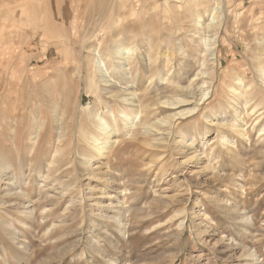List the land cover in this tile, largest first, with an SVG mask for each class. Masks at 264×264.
<instances>
[{"label": "rangeland", "instance_id": "374dc122", "mask_svg": "<svg viewBox=\"0 0 264 264\" xmlns=\"http://www.w3.org/2000/svg\"><path fill=\"white\" fill-rule=\"evenodd\" d=\"M220 1L219 62L195 78L202 53L188 0H0V264H264V86L253 62L264 0ZM115 43L134 53L130 74L108 66V87L136 91L130 129L119 120L124 97L110 96L88 63L99 48L107 61ZM206 80L209 100L178 103L190 96L179 83L198 93ZM238 113L244 137L220 125ZM100 117L117 132L98 157L91 137ZM189 137L193 148L182 147ZM118 199L120 224L108 219Z\"/></svg>", "mask_w": 264, "mask_h": 264}, {"label": "bare ground", "instance_id": "6f19581e", "mask_svg": "<svg viewBox=\"0 0 264 264\" xmlns=\"http://www.w3.org/2000/svg\"><path fill=\"white\" fill-rule=\"evenodd\" d=\"M186 1V0H185ZM190 2L191 3H193V5L192 6H188V9H187V12L185 13V17L187 16V18L186 19H189L190 18V22H189V25H190V27H192V28H194V30H195V32H196V34L198 33V36H199V39H200V41H199V43H197V44H194V49L195 50H197L198 51V53H199V55L202 53V58H200V60H198L199 61V63H200V65H201V67H200V70H198V72L195 74V78H198V77H200V76H203V77H205V75L207 76V75H212V73L211 72H214V70L216 69L215 68V66H216V64L219 62V55H218V53L221 51V48H220V36H221V30H223L224 29V25H225V22H226V15L224 14V10L222 9V4H221V1L220 0H201V1H199L198 3H197V0H188V2H185V3H187L186 5H188V4H190ZM50 3H51V1H50ZM215 3V4H214ZM228 7V6H227ZM203 9H205V13H203V11H201V10H203ZM228 11V10H227ZM185 12V11H184ZM206 13H208V20H205L206 18L204 17V14H206ZM205 18V19H204ZM228 18V17H227ZM186 21H188V20H186ZM229 22V21H228ZM258 22V21H257ZM257 22H256V25H259V24H257ZM253 24V23H252ZM227 25V24H226ZM229 25V24H228ZM248 25V24H247ZM254 25V24H253ZM185 27V26H184ZM188 27V26H187ZM189 27V28H190ZM255 27V26H254ZM258 27V26H257ZM186 28V27H185ZM188 28V29H189ZM228 28V27H227ZM263 28H264V26H263ZM182 29V28H181ZM184 29V28H183ZM259 29H261V31L263 30L262 28H259ZM189 30H193V29H189ZM186 32V31H185ZM191 32V31H190ZM194 32V33H195ZM211 33V34H210ZM129 36H131L130 34H128ZM250 35V34H249ZM120 36V35H119ZM119 36H117V38L119 37ZM239 36V35H238ZM251 36V35H250ZM213 37V38H212ZM197 38V37H196ZM254 38V37H253ZM260 38H263V37H260ZM111 39V38H110ZM109 39V40H110ZM112 40V39H111ZM114 40V39H113ZM113 42V41H112ZM257 42V41H256ZM108 43V42H107ZM106 43V44H107ZM111 43V42H110ZM195 43V42H194ZM253 43V42H252ZM251 43V44H252ZM260 42H258V44H259ZM263 43H264V41H263ZM102 44V43H101ZM115 44H117V43H115ZM257 44V43H256ZM118 45V44H117ZM107 46V48L105 49V54H106V59H107V61H104L103 59H102V57H101V54H100V48H99V50H97V49H92V57H91V60L88 62L89 63V65H90V67L92 68V70H93V72L96 74V78H100V81L102 82V83H104L103 85L106 87H108L109 85H112V83H110V82H112L113 81V77H114V74H111L110 73V71L108 70V66H109V68H111V70H113L114 71V73L115 72H119L120 70L122 71V72H124L125 74H130V70H129V68H128V61H129V59H130V57H132V55L134 54L133 53V49H126V47L127 46H124V44L122 45V47H119V45L118 46ZM100 46V45H99ZM258 46H260V45H258ZM101 47V46H100ZM193 47V46H192ZM137 48V47H136ZM90 49V50H91ZM104 50V49H103ZM248 51V50H247ZM196 52V51H195ZM127 53V57L125 58L124 57V54H126ZM254 53V52H253ZM183 54H185V55H187L186 54V52H183ZM247 54H248V52H247ZM252 54V53H251ZM257 56H256V58H254V61L253 62H255L256 61V64H258L259 66H257V71H259V72H261V77H262V83H261V85H263L264 86V44H263V46H261V47H259L258 49H257ZM201 56H199V57H201ZM128 57H129V59H128ZM141 58V62H142V64H144L145 65V67H148L147 65V58H146V56L144 55V56H142V57H140ZM252 58V57H251ZM250 58V59H251ZM149 59V58H148ZM246 59V58H245ZM189 60V59H188ZM212 60V62L211 63H209V61H211ZM253 60V59H252ZM149 61V60H148ZM250 62H252V61H250ZM250 62H248V63H250ZM254 64V63H253ZM195 65V64H194ZM89 67V68H90ZM90 68V69H91ZM196 68V67H195ZM252 68H253V66H252ZM193 69V68H192ZM251 69V68H250ZM191 70V69H190ZM123 73V74H124ZM252 73H253V71H252ZM256 72L254 71V74H255ZM257 74H259L258 72H257ZM146 75V74H145ZM213 75H215V73L213 74ZM260 75V74H259ZM128 76V75H127ZM258 76V75H257ZM184 77V76H183ZM227 77H228V75H227ZM231 77V76H230ZM234 77H236V75L234 76ZM259 77V76H258ZM257 77V78H258ZM149 78V77H148ZM213 78H215V77H213ZM212 78V79H213ZM134 78H132V80H133ZM138 79V78H137ZM144 79V78H143ZM151 79V78H150ZM236 79H238V82L239 83H241L242 82V79H241V76H237V78ZM99 80V79H98ZM193 81L195 80V79H192ZM197 80V79H196ZM127 83H128V81H130V80H128L127 78H126V80H125ZM124 81V82H125ZM232 81H235V80H232ZM237 81V80H236ZM258 80L256 79V82H257ZM97 82H99V81H97ZM125 82V83H126ZM133 82V81H132ZM177 81H174V83H176ZM210 82V81H209ZM214 82V81H213ZM152 83V82H151ZM192 83V82H191ZM150 84V83H149ZM169 84V83H168ZM171 84V83H170ZM173 84V83H172ZM203 85L202 86H205L206 84H208V80H206V81H203V83H202ZM205 84V85H204ZM258 84V83H257ZM118 85V84H117ZM244 85V84H243ZM247 85V84H246ZM253 85V84H252ZM78 86V85H77ZM98 86H99V84H98ZM178 87H180L182 90H184V91H186V92H184V93H186V94H189L190 96H189V98L187 99V98H184L183 99V97H182V99H178L177 101H178V103H187V102H190V101H192L191 99H193L194 100V104H195V106H197V105H199L200 103H204V102H206L207 100H209L211 97H212V93H213V84H212V82H211V84H208V85H206L204 88H201V92H195L194 90H191L192 88H191V85L189 84L188 86H181L180 85V83L177 85ZM201 86V87H202ZM238 86V85H237ZM132 87V86H131ZM142 87V86H141ZM241 87H243L242 86V83L240 84V86H238V88L239 89H242ZM251 87V86H250ZM114 87H108V88H104V89H107V92H109L110 94V96H112V97H114V98H121V97H124V98H122L123 99V101L124 102H126L127 104H128V106L129 107H127L128 108V110H122L121 111V113H120V115H121V117H120V119L119 120H122V125L124 126V127H126V128H131V127H133L136 123H137V121H135V120H133V119H127V117H129L130 116V114L133 112V110H134V108L137 106L136 105V102H135V95H136V91L134 90V91H130V93H128L129 95H131L130 97L128 96V94L126 93V89L124 90V89H118V90H115V89H113ZM125 88V87H124ZM140 88V87H139ZM233 88V87H232ZM238 88L236 89L235 87L233 88L235 91H236V95H237V97L238 98H240L241 96L243 97V94H244V91L243 90H238ZM248 88V87H247ZM253 88H254V85H253ZM231 89V88H230ZM245 89V88H244ZM74 90V89H73ZM98 90V89H97ZM103 90V89H102ZM233 90V91H234ZM252 92V95H253V92L254 91H251ZM260 92V91H259ZM102 93V92H101ZM215 93V92H214ZM255 93H256V95H257V91H255ZM255 93H254V96H255ZM125 94H127V95H125ZM262 94V93H261ZM261 96V95H260ZM176 98H178V97H176ZM191 98V99H190ZM221 98V97H220ZM245 99H247L246 97H245ZM249 99V98H248ZM242 100H244V99H242ZM165 102V101H164ZM167 102V101H166ZM165 102V103H166ZM253 102V101H252ZM262 102V101H261ZM245 103V102H244ZM55 104V103H54ZM138 104V103H137ZM140 104V103H139ZM169 104V103H168ZM167 104V105H168ZM175 104V103H174ZM249 104V102L248 101H246V105H248ZM142 105V104H141ZM176 105H177V103H176ZM261 105V104H260ZM194 106V107H195ZM198 107V106H197ZM196 107V108H197ZM235 110L236 109H238V107L237 106H232ZM249 107V106H248ZM257 107V106H256ZM259 107V106H258ZM137 108V107H136ZM142 108V106L140 107V109ZM172 108V107H171ZM189 108H186V109H183V110H180L179 112H176V113H173V115H172V117H164V118H162L158 123H154L153 124V127H156V128H160V125H161V123L163 122V123H165V122H169L170 123V125H172V120L177 116V115H179V114H183L186 110H188ZM194 110V109H193ZM253 110V109H252ZM190 112V111H189ZM254 114V113H253ZM63 115V114H62ZM73 115V114H72ZM142 115H144V114H142ZM64 117V116H63ZM126 119V120H124V119ZM64 119V118H63ZM62 119V120H63ZM260 119V118H259ZM118 120V119H117ZM156 121V120H155ZM155 121H153V122H155ZM244 121V119H243V117H242V115L240 114V113H238L237 115H236V117H235V121H234V124H231V122H229V118L228 119H226V120H223V122H221V124L220 125H222V126H224L226 129H230V128H234L235 130H236V132L238 133V134H240L241 136H246L247 135V132L244 130L245 128H243V124H242V122ZM57 123V122H56ZM152 123V122H151ZM116 124V123H115ZM217 124V123H216ZM110 126H111V124L108 122V120L107 119H105V117H100L99 118V122H98V125H97V127H98V129H99V135L98 136H90L91 137V145L96 149V152H97V156L98 157H101V155H103L104 153H105V151L107 150V149H109L115 142L113 141V140H111V135H113V134H115L116 132H117V130L116 129H114V128H110ZM123 127V128H124ZM146 127V126H145ZM170 127V126H169ZM223 128V127H222ZM263 129H264V126H263ZM263 131V130H262ZM146 134V133H145ZM162 134V133H161ZM263 134V133H262ZM100 136V137H99ZM161 136V135H160ZM164 137V136H163ZM169 137V136H168ZM227 138H228V136L226 135V134H224V135H222L221 136V140L223 141H227ZM164 140H165V137H164ZM163 140V141H164ZM229 140V139H228ZM263 141V140H262ZM163 143V142H162ZM154 144V143H153ZM182 144V143H181ZM193 144H194V139H193V137H189V138H187V139H185V140H183V146L182 147H188V148H193L192 146H193ZM177 145V144H176ZM227 145H228V143H227ZM180 147V146H179ZM178 149V148H177ZM183 149V148H182ZM181 149V150H182ZM180 150V149H179ZM184 150V149H183ZM182 150V151H183ZM181 151V152H182ZM194 151V150H193ZM195 152V151H194ZM193 152V153H194ZM228 152H229V154L228 155H231L230 153H232L233 152V150L229 147L228 148ZM201 153V152H200ZM105 155V154H104ZM185 155V154H184ZM202 155V154H201ZM187 156H188V159H198V157L200 156V154H191L190 153V155H188L187 154ZM234 156V155H233ZM232 156V157H233ZM258 156H260V155H258ZM236 157V156H235ZM85 159V158H84ZM188 159L186 158V160L188 161ZM233 159V158H232ZM87 160V159H86ZM195 161V160H194ZM86 164H88L89 162L88 161H86L85 162ZM86 164H84V166L86 165ZM83 166V167H84ZM90 166H92V165H90ZM3 167V166H2ZM4 167H5V165H4ZM97 166H95L94 167V169L96 168ZM8 168V167H7ZM86 168V167H85ZM91 168V167H90ZM93 168V167H92ZM99 168H100V166L99 167H97V169H98V171H99ZM84 169V168H83ZM87 169V168H86ZM5 171V170H4ZM89 171V168H88V170H87V172ZM93 171V170H92ZM96 171V170H95ZM101 171V170H100ZM99 171V172H100ZM97 172V171H96ZM99 172H98V174H99ZM89 174V173H88ZM104 174V173H103ZM90 176H92L93 178L95 177H97L96 175H95V173H94V171H93V173H90L89 174ZM88 175V176H89ZM217 175V174H216ZM100 176H102V175H100ZM99 176V177H100ZM96 178V179H98V180H101L100 178H105V177H100V178ZM173 177H175V176H173ZM60 178H57V180H59ZM56 180V181H57ZM98 180L96 181V182H98ZM10 181V180H9ZM105 181H106V178H105ZM11 182V181H10ZM52 182V181H51ZM60 182V181H59ZM103 182V181H102ZM102 184V183H101ZM63 185V184H62ZM91 185V184H90ZM47 186V185H46ZM61 186V185H60ZM96 186V185H95ZM112 186V185H111ZM57 187H59V186H57ZM62 187V186H61ZM64 187V186H63ZM108 188V187H107ZM63 189V188H62ZM112 189V188H111ZM189 190V189H188ZM9 191V190H8ZM60 191V190H59ZM64 191V190H63ZM90 191V190H89ZM58 192V191H57ZM72 192V191H71ZM91 193V192H90ZM93 193V192H92ZM106 195H107V192H104ZM26 194V193H25ZM24 193H22V194H20V196H24V197H26L27 195H25ZM105 194L101 197V198H104L105 197ZM124 194V193H123ZM10 195H13V194H10ZM14 195H18V193H16V194H14ZM108 196H110V195H108ZM2 197V196H1ZM88 197V196H87ZM112 197L113 196H111V197H109V198H111L112 199ZM114 199V198H113ZM225 201V200H224ZM6 202V201H5ZM9 202V201H8ZM12 202V201H11ZM7 203V202H6ZM14 203V202H13ZM91 203V202H90ZM104 202H96V204H98L99 206H104L105 207V205H102ZM0 204H1V202H0ZM5 203H3V205H4ZM11 204V203H10ZM78 204V203H77ZM93 204V203H92ZM123 204H124V201H122L121 199H118L117 200V202H111V203H109V211L110 212H112V210H113V213L111 214V217H109L108 219H112L113 221L114 220H116V223L117 224H120L121 223V221H120V219H118V217H119V215L121 216V215H124V213H122L121 211H120V213H119V208L120 207H122L123 206ZM24 205V204H23ZM97 205V206H98ZM129 205V204H128ZM91 207V206H90ZM236 207V206H235ZM27 208V207H26ZM124 208V207H123ZM122 208V209H123ZM128 209V208H127ZM127 209H125V210H127ZM118 210V212L116 213V211ZM125 210H122L123 212L125 211ZM230 210H231V208H230ZM232 210H234V209H232ZM236 210V209H235ZM29 211H30V209L28 208V210L26 209L25 210V212L26 213H29ZM160 211V210H159ZM126 212V211H125ZM131 212V211H130ZM233 212H236V211H233ZM241 212V211H240ZM97 213V212H96ZM119 213V214H118ZM230 213V212H229ZM98 215H101V211H100V209H99V212L97 213V216ZM110 216V215H109ZM150 216V215H149ZM124 217H125V215H124ZM124 217H122V218H124ZM101 218V217H100ZM120 218V217H119ZM241 218V217H240ZM126 219V218H125ZM234 219V218H233ZM109 220V221H110ZM123 220V219H122ZM5 222V224L3 223V227L6 229V230H9V231H12V232H17V228L15 227L14 229L13 228H11L10 227V225H8L7 223H6V221H4ZM124 222V221H123ZM52 223V222H51ZM60 223V222H59ZM58 223V224H59ZM53 225V224H52ZM51 225V226H52ZM118 227V226H117ZM121 228V227H120ZM52 230H53V228H52ZM122 230V229H121ZM51 231V230H50ZM202 231H200V233H201ZM208 242V241H207ZM238 247V246H237ZM247 250V249H246ZM246 251L244 250L243 251V253H241L242 254V256L245 254H247V253H245ZM234 255V254H233ZM251 255H253V254H251ZM248 256H250V255H248ZM238 257V256H237ZM243 258V257H242ZM257 258V257H256ZM248 262V261H247ZM246 263V262H245ZM260 263V262H259ZM255 264V263H254Z\"/></svg>", "mask_w": 264, "mask_h": 264}]
</instances>
